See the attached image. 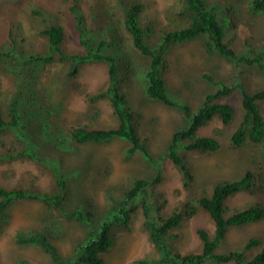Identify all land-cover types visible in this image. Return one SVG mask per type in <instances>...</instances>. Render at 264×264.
I'll return each instance as SVG.
<instances>
[{
	"label": "trees",
	"instance_id": "trees-1",
	"mask_svg": "<svg viewBox=\"0 0 264 264\" xmlns=\"http://www.w3.org/2000/svg\"><path fill=\"white\" fill-rule=\"evenodd\" d=\"M113 1L96 30L86 26L79 0H63L61 7L53 9L27 3L23 6V20L15 19L9 10L3 20L0 27V164L14 160L32 161L47 169L52 184L43 190L34 185L8 186L0 182V231L7 209L13 202L21 200L42 201L56 218L92 224L89 212L80 206L67 205L66 175L58 167L51 169L46 165L28 130L29 120L33 117L49 127L51 119L60 114L66 99L77 92L85 97L90 119L99 115L97 102L107 100L117 125L95 128L80 124L66 131L57 125L58 136H50L52 142L69 139L77 143L101 144L120 138L129 143L126 156L140 153L146 162L156 167V173L152 177L132 180L122 197H112L99 225L88 231L71 258L58 252L50 238L52 231L46 228L17 229L13 234L15 243L39 248L49 256L50 264H104L103 255L114 250L116 235L130 229L134 212L139 209L153 253L132 264H264V244L259 237H250L240 248L223 253L216 250L231 226L264 219V204L257 202L227 213L226 201L251 188L254 172L246 170L237 179L223 180L211 191H194L192 169L186 158L191 151L205 153L219 149V138L227 134V128L238 113L241 119L229 136L230 144L238 147L245 142L252 143L264 151V85L248 89L240 77L241 70L235 71L228 79L204 72L201 78L214 89L206 93L198 107L192 110L189 104L170 95L162 77L168 52L174 46L198 37L203 38L207 53H217L236 65L264 73V36L258 48L244 39L243 50H234L229 38L234 29L232 5L208 0H170L163 10V23L157 27L148 19L144 0ZM6 2L20 4L21 0H0V8ZM246 3L251 16L264 13V0H248ZM120 31L128 34L132 48L148 60L141 71L146 96L175 108L187 122L185 127L172 134L165 152L156 158L149 153L146 137L139 132L140 116L127 103L124 84L132 75L133 63L127 50L121 46ZM152 35L157 39L153 40ZM76 41L81 49L69 46ZM52 62L60 63V67L47 69ZM90 62L105 63L108 73L107 85L94 92L75 83L81 67ZM5 71H8L6 77L3 75ZM234 94L239 96V106L222 101ZM213 118H217L221 126L213 129L210 135H198V130ZM6 135L13 137L17 147L3 141ZM165 162L179 174L181 187L175 192L184 195L170 213L163 211L165 195L158 190L164 179ZM1 176L10 179L14 173L3 171ZM200 210L208 214L214 226L211 233L204 227H196L201 250L184 253L172 250L169 242L177 237L174 229ZM16 260L20 264H46L31 263L21 255H17Z\"/></svg>",
	"mask_w": 264,
	"mask_h": 264
},
{
	"label": "rangeland",
	"instance_id": "rangeland-1",
	"mask_svg": "<svg viewBox=\"0 0 264 264\" xmlns=\"http://www.w3.org/2000/svg\"><path fill=\"white\" fill-rule=\"evenodd\" d=\"M220 5H232L235 14L233 33L229 34L230 46L236 51H242L244 39H248L252 47L258 48L264 36V13L251 16L246 5L248 0H208ZM112 0H79L86 26L93 30L101 26L106 18V10ZM115 0L113 1V3ZM145 12L148 19L157 27L163 23V10L170 0H144ZM27 3L38 4L44 8L61 7L63 0H21L20 4L6 2L0 8V27L8 14V10L15 19L25 18L23 6ZM104 3V4H103ZM122 44L133 63L131 77L124 84L127 103L131 110L140 116L139 132L146 137L148 151L153 158L162 155L171 139L172 134L185 127L187 122L179 111L155 99H149L145 93V80L142 69L147 66V58L132 48L127 33L120 31ZM153 40L157 36L152 35ZM74 49H81L75 42L69 45ZM60 63H53L47 69L56 70ZM241 70V78L248 89L264 85V73L245 66L236 65L217 53L209 54L204 48V40L198 37L192 41L174 46L167 54L166 68L163 79L170 95L179 101H184L195 110L203 96L214 88L205 82L201 75L210 73L220 79H228L235 71ZM4 77L8 71L4 72ZM107 66L103 62L84 64L75 78V83L83 84L87 91L94 92L107 85ZM84 95L74 92L70 99H66L60 114L51 119L50 126L45 127L37 117L29 120L28 130L37 152L45 160L49 168L58 167L66 175V190L68 192L67 205L80 206L83 211L91 214L92 224L78 220L56 218L46 205L39 200H21L13 202L6 211V220L0 231V264H20L16 260L21 255L31 263L40 262L50 264L47 254L35 246H22L14 241L13 234L17 229L46 228L52 231L50 236L65 258L74 255L75 247L86 239L88 231L96 228L106 214L111 198H120L131 185L132 180L152 177L156 167L146 162L140 153L125 155L129 146L126 140L114 138L101 144L77 143L73 140L57 141L53 143L50 136L56 138L57 125L65 131L80 124H88L95 128H110L117 125L110 103L107 100L97 102L99 115L90 119L87 113V102ZM222 101L233 102L239 106V96L234 94L224 97ZM241 119L240 113L227 128V134L220 137V147L214 152L197 153L191 151L188 159L193 174V190L211 191L217 184L239 178L246 170L254 172V182L250 189L240 191L226 201L227 213L254 204H264V151L260 146L243 143L233 147L229 136ZM55 126V127H54ZM221 122L213 118L206 126L200 128L198 135H210L212 130L220 127ZM5 143L17 147L12 136H3ZM145 159V160H144ZM164 179L158 185V190L164 193L165 203L163 211L170 213L176 203L183 199L175 191L181 187L179 174L168 162L164 164ZM3 171H12L14 176L5 179ZM0 182L12 186L34 185L47 190L51 184V175L47 169L27 160H14L0 164ZM128 231L116 235L114 250L103 255L104 264H132L140 258H149L153 247L148 239L146 229L142 224L141 210L137 209L132 217ZM56 224V225H55ZM196 227H204L210 233L213 222L208 214L199 211L188 221H183L174 229L177 237L169 242L172 250L184 252H199L201 241L196 234ZM250 237H259L264 244V219L231 226L225 233L224 239L218 246L217 253H223L242 247ZM233 264V263H224Z\"/></svg>",
	"mask_w": 264,
	"mask_h": 264
}]
</instances>
